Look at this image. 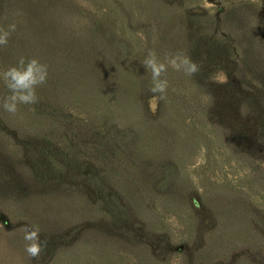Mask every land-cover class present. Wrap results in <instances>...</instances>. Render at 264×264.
<instances>
[{
  "label": "rangeland",
  "instance_id": "374dc122",
  "mask_svg": "<svg viewBox=\"0 0 264 264\" xmlns=\"http://www.w3.org/2000/svg\"><path fill=\"white\" fill-rule=\"evenodd\" d=\"M13 24L0 264H264V0H0ZM149 51L200 71L153 97ZM21 57L49 74L13 116Z\"/></svg>",
  "mask_w": 264,
  "mask_h": 264
},
{
  "label": "clouds",
  "instance_id": "9594fccd",
  "mask_svg": "<svg viewBox=\"0 0 264 264\" xmlns=\"http://www.w3.org/2000/svg\"><path fill=\"white\" fill-rule=\"evenodd\" d=\"M15 28V24L9 25L8 29L0 28V46L7 45ZM142 63L145 70L150 73L147 92L153 97L159 95L161 99L168 89V81L163 77L169 67L178 72L182 71L188 76L200 71V65L183 51L170 54L164 61H161L154 51H149ZM48 74V65L41 63L39 59L19 58L16 64L8 67L2 74L4 85L9 93L3 98V109L15 116L19 112L20 105L38 103L37 88L47 82ZM23 232L26 242L25 252L34 259L38 258L46 243L41 241L39 229L32 225H25Z\"/></svg>",
  "mask_w": 264,
  "mask_h": 264
}]
</instances>
